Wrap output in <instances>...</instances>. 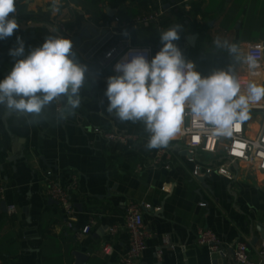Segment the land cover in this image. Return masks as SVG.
<instances>
[{
    "label": "crops",
    "instance_id": "crops-1",
    "mask_svg": "<svg viewBox=\"0 0 264 264\" xmlns=\"http://www.w3.org/2000/svg\"><path fill=\"white\" fill-rule=\"evenodd\" d=\"M54 3L57 11H53ZM146 13L157 14L148 27L121 29L116 22V18L131 21ZM12 16L19 28L0 40V80L17 59L24 58L9 55L17 36L24 41L26 56L49 36L71 40L86 27L106 30L109 22L107 30L114 39L108 45L123 37L116 31L127 30L133 45L151 47L152 58L162 48L160 33L182 25L185 35L196 37L192 44L174 43L194 71L206 77L231 67L241 80L242 93L249 81L263 85L258 69H250L226 47H217L214 40L219 37L236 43L240 54L246 55L249 44L264 40V0H16V11L9 18ZM74 22L79 25L67 27ZM60 24L68 33L60 30ZM73 52L76 62L86 67L78 108L71 109L63 95L39 114L10 111L0 104V182L4 187L0 264H75L76 251L87 255L79 264H121L119 258L129 248V234L123 225L130 201L146 206L143 218L150 232L139 264H237L228 249L237 239L248 243L250 260L257 262V250L264 239V213L258 215L249 206L244 190L256 188L264 193V173L241 164L236 180L215 174L199 181L192 174L190 157L182 154L187 146L182 130L165 147L170 169L164 164L154 166L151 158L158 148H146L150 133L145 123L121 121L115 110H107V80L118 74L95 58L86 59L74 45ZM262 119L260 112L250 110L244 121L250 133L260 128ZM95 128L133 137L126 143L112 142ZM48 172L64 185L74 175L78 177L72 193L76 208L72 227L59 204L47 194L42 180ZM202 202L206 205L200 206ZM9 205L15 206L13 214L8 213ZM92 221L90 232L81 234ZM113 225L118 230L111 236ZM199 227L218 234L226 255L197 244ZM107 242L113 250L110 255L102 251Z\"/></svg>",
    "mask_w": 264,
    "mask_h": 264
},
{
    "label": "clouds",
    "instance_id": "clouds-1",
    "mask_svg": "<svg viewBox=\"0 0 264 264\" xmlns=\"http://www.w3.org/2000/svg\"><path fill=\"white\" fill-rule=\"evenodd\" d=\"M55 3L53 11H57ZM16 0H0V40L11 37L19 28L14 16ZM179 25L160 33L162 48L149 61L142 52L132 51L114 66L118 75L107 80L105 95L108 111L115 110L121 121H143L150 137L146 148L167 147L181 131L185 113L199 118L212 133L229 137L250 117V105L264 100V85L254 81L242 93L241 80L219 70L204 77L186 63L174 43L180 39ZM123 34L128 36L127 30ZM217 47H226L250 69L258 67L254 55H241L236 43L215 38ZM9 55L17 59L10 73L0 80V104L10 111L39 114L60 96H67L71 109L80 105L79 90L85 81L86 67L76 62L73 43L68 38L47 37L41 46L25 56L20 36Z\"/></svg>",
    "mask_w": 264,
    "mask_h": 264
},
{
    "label": "built area",
    "instance_id": "built-area-1",
    "mask_svg": "<svg viewBox=\"0 0 264 264\" xmlns=\"http://www.w3.org/2000/svg\"><path fill=\"white\" fill-rule=\"evenodd\" d=\"M156 19V13H146L135 16L131 21H121L119 18H116V22H118L119 27L122 29L130 25L148 27ZM59 27L63 33H68L64 24H60ZM116 32L119 35L123 34V32ZM132 51L142 52L149 61L152 59L151 47L135 46L132 44L130 36L123 34V37L98 61L102 67L106 69L110 68L116 73L114 69L115 64ZM248 54L256 57L258 67L255 69L261 72L264 85V40L249 44L246 49V55ZM250 110L261 113L263 121L260 128L252 134L250 133V127L245 122H242L233 130L232 135L229 137L212 133L209 126L204 125L203 121L193 117L186 111L181 130L182 136L187 141L186 149L191 154L190 161L193 162L192 174L194 177H208L216 174L225 177L229 181H233L238 176V168L241 164L264 173V101L260 104L251 105ZM94 131L105 140L112 142L118 141L126 143L133 137L129 134L102 128H95ZM204 155H208L209 158H205ZM167 158L169 159V154H167V150L164 147L158 148L151 160L154 166L164 164L165 168L170 169L169 162H165ZM42 181L46 185L47 194L59 204L68 220V226L72 227V222L76 215L72 193L78 183V177L74 175L71 182L68 185H64L58 176L48 172L44 174ZM3 190V184L0 182V198L2 197ZM205 205L204 202L200 203V206ZM143 206V203L134 201H130L126 206L123 226L129 234V248L119 258L121 264H139L142 254L147 247L146 239L150 235V232L144 222ZM7 209L9 214L15 212L14 205H9ZM94 223L92 221L86 225L82 229L81 234L90 232L92 224ZM262 226L264 228V218ZM117 230V225L111 226L109 228L110 235H114ZM196 242L200 246H206L212 252L226 255L225 246H223L221 238L211 228L199 227ZM228 247L237 264H264V239L261 241L257 250L258 261L254 263L250 260L248 254L249 245L246 241L237 239ZM102 251L107 255L113 252L108 242L102 246ZM161 254L159 250L157 252L158 258L161 257Z\"/></svg>",
    "mask_w": 264,
    "mask_h": 264
},
{
    "label": "water",
    "instance_id": "water-1",
    "mask_svg": "<svg viewBox=\"0 0 264 264\" xmlns=\"http://www.w3.org/2000/svg\"><path fill=\"white\" fill-rule=\"evenodd\" d=\"M109 22L105 23L106 30H99L97 28H83L77 35L72 37L71 41L73 45L80 50V52L85 56L86 59L95 58L96 61L101 59L102 56H104L110 48L115 44V41H113L110 45H108L109 41L111 39H114V35L111 31L107 30L109 27ZM179 35L180 39L177 41L179 43H182L183 41H186L190 44H192V40L196 36H188L185 35V30L182 25H179ZM174 27V26H173ZM172 28V27H170ZM168 30V29H167ZM182 154H185L189 157H191L190 152L185 149L182 151ZM199 181L204 182V180L207 178L205 177H197ZM53 202H56L55 200L51 199ZM50 200V201H51ZM57 203V202H56ZM2 205H6L5 202H2ZM144 209H146V206H143ZM161 211V209L159 210ZM263 228V227H262ZM74 255L76 257L75 264H79L81 262H84L87 259V255L84 251H76L74 252Z\"/></svg>",
    "mask_w": 264,
    "mask_h": 264
},
{
    "label": "rangeland",
    "instance_id": "rangeland-1",
    "mask_svg": "<svg viewBox=\"0 0 264 264\" xmlns=\"http://www.w3.org/2000/svg\"><path fill=\"white\" fill-rule=\"evenodd\" d=\"M244 191L249 206L254 208L258 215H262L264 213V193L256 188L245 189Z\"/></svg>",
    "mask_w": 264,
    "mask_h": 264
},
{
    "label": "trees",
    "instance_id": "trees-1",
    "mask_svg": "<svg viewBox=\"0 0 264 264\" xmlns=\"http://www.w3.org/2000/svg\"><path fill=\"white\" fill-rule=\"evenodd\" d=\"M78 25H79V22H74L73 24H67V27L72 29V28H74V27H76Z\"/></svg>",
    "mask_w": 264,
    "mask_h": 264
},
{
    "label": "snow or ice",
    "instance_id": "snow-or-ice-1",
    "mask_svg": "<svg viewBox=\"0 0 264 264\" xmlns=\"http://www.w3.org/2000/svg\"><path fill=\"white\" fill-rule=\"evenodd\" d=\"M242 146V145H241Z\"/></svg>",
    "mask_w": 264,
    "mask_h": 264
}]
</instances>
